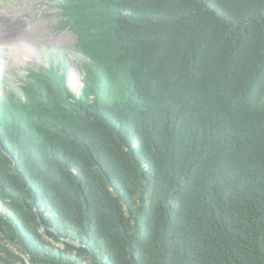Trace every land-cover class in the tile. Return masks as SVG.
Segmentation results:
<instances>
[{"label": "trees", "instance_id": "1", "mask_svg": "<svg viewBox=\"0 0 264 264\" xmlns=\"http://www.w3.org/2000/svg\"><path fill=\"white\" fill-rule=\"evenodd\" d=\"M60 4L84 88L0 94V263L264 264V0Z\"/></svg>", "mask_w": 264, "mask_h": 264}, {"label": "rangeland", "instance_id": "2", "mask_svg": "<svg viewBox=\"0 0 264 264\" xmlns=\"http://www.w3.org/2000/svg\"><path fill=\"white\" fill-rule=\"evenodd\" d=\"M61 0H0V17L16 13L20 23L24 25L31 21H42L44 23L51 21L52 26L47 28L36 40L35 46L41 53L40 59H29L25 63L20 61L16 55L11 52V45H4L0 49V64L5 61L4 71L0 69V94L4 97L8 96L13 90L22 87V81L27 77L31 70L36 72L42 70L43 67L50 69L51 67L62 66L66 70L67 85L69 90L75 94H80L84 88L83 79L87 72L85 63L82 61L80 53L77 51V36L70 28L63 27L64 13L60 4ZM5 22H0V29L6 27ZM20 27L16 23L13 27ZM71 34V41L54 46L47 39L54 40L63 33ZM78 73L80 88L71 84L70 76L73 72ZM60 247L59 245H57ZM1 264V263H0Z\"/></svg>", "mask_w": 264, "mask_h": 264}, {"label": "bare ground", "instance_id": "3", "mask_svg": "<svg viewBox=\"0 0 264 264\" xmlns=\"http://www.w3.org/2000/svg\"><path fill=\"white\" fill-rule=\"evenodd\" d=\"M6 15L0 17V22H5L6 27L3 30L0 29V49L4 45H11L12 54L16 55L17 58H20V61L25 63L29 59H40L41 53L36 48L35 44L38 42L36 39L47 29L52 26L51 21L42 22V21H31L27 25L20 23V19L17 18V14H11L4 10ZM19 23L20 27L13 29L14 25ZM51 25V26H50ZM51 45L58 46L64 43L71 41L70 33H63L60 37L55 38L54 40L47 39ZM5 61H2L0 64V69L4 71ZM78 73L75 71L70 76L71 84L74 87L80 88Z\"/></svg>", "mask_w": 264, "mask_h": 264}]
</instances>
